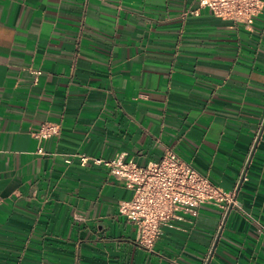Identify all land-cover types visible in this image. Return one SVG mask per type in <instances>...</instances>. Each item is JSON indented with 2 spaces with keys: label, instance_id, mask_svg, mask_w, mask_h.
Instances as JSON below:
<instances>
[{
  "label": "crops",
  "instance_id": "obj_1",
  "mask_svg": "<svg viewBox=\"0 0 264 264\" xmlns=\"http://www.w3.org/2000/svg\"><path fill=\"white\" fill-rule=\"evenodd\" d=\"M167 150L243 212L204 205L148 250L94 160ZM0 264H264V8L247 27L200 0H0Z\"/></svg>",
  "mask_w": 264,
  "mask_h": 264
},
{
  "label": "built area",
  "instance_id": "obj_2",
  "mask_svg": "<svg viewBox=\"0 0 264 264\" xmlns=\"http://www.w3.org/2000/svg\"><path fill=\"white\" fill-rule=\"evenodd\" d=\"M214 16L251 27L264 8V0H200ZM40 72H38V75ZM58 133V127L45 124L39 134L47 139ZM39 153L44 148H39ZM123 152L109 160H94L124 182L133 192L129 200L119 204V211L137 228V242L152 250L174 222L185 221L187 216L197 217L204 205L224 210L243 212L236 190L225 191L200 174L191 164L172 150H167L159 162L139 166L127 161ZM82 164L89 158L82 156Z\"/></svg>",
  "mask_w": 264,
  "mask_h": 264
}]
</instances>
